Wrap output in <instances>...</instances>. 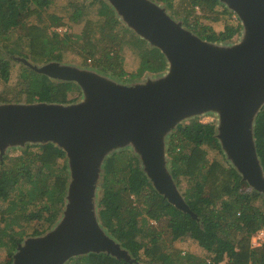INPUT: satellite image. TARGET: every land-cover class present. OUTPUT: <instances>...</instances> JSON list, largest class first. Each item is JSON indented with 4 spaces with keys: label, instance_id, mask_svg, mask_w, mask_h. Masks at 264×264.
Segmentation results:
<instances>
[{
    "label": "trees",
    "instance_id": "16d2710c",
    "mask_svg": "<svg viewBox=\"0 0 264 264\" xmlns=\"http://www.w3.org/2000/svg\"><path fill=\"white\" fill-rule=\"evenodd\" d=\"M57 1L0 0V81L10 78L12 62L20 56L42 65L64 62L73 54L83 64L90 60L93 68L124 82L146 74L158 77L167 71L164 54L123 27L105 0H65L58 11L46 14ZM152 1L172 9L174 18H180L186 29L208 42H229L242 30L238 20L235 24L227 23L221 32L199 21L197 7L203 11L202 18L213 23L232 15L219 0H190L184 13L174 10L175 0ZM219 7L221 12H217ZM23 17L35 22H22ZM79 25L80 33L69 31ZM63 26L69 27L63 34L55 30ZM16 28L22 32L17 39L10 35ZM23 39L29 40L28 52H23ZM129 51L138 58L139 68L125 80L127 72L123 66ZM20 79V90L13 97L9 92L2 93V102L66 104L76 100H70L69 94L79 93L75 84L53 83L26 65L21 66ZM214 134V125L194 119L179 125L169 141L174 178L178 185L185 181L190 186L183 195L196 219L154 190L137 159L131 160L127 152L122 156L116 154L105 165L98 215L108 235L129 251L136 262L92 253L67 264H264V245H251L252 237L264 226V194L246 190L249 186L225 161ZM254 137L264 168V107L256 119ZM205 145L216 150L222 159L211 160ZM33 147L37 151H32ZM65 158L61 149L48 144L27 146L13 162L8 157L0 160V252L5 251L8 258L0 264L13 263L11 259L27 237L28 228L34 230L31 236H41L59 220L69 180ZM132 195L138 205H134ZM187 235L200 249L212 253L210 261L196 255H181L174 244L184 241Z\"/></svg>",
    "mask_w": 264,
    "mask_h": 264
},
{
    "label": "water",
    "instance_id": "95a60500",
    "mask_svg": "<svg viewBox=\"0 0 264 264\" xmlns=\"http://www.w3.org/2000/svg\"><path fill=\"white\" fill-rule=\"evenodd\" d=\"M105 1L164 54L168 69L125 84L93 69L20 59L53 81L75 84L81 99L0 104V159L9 150L53 144L65 153L69 173L62 217L45 234L24 239L12 264H67L92 253L136 262L106 233L96 203L103 161L122 148L160 196L196 219L169 169L168 141L179 125L205 114L218 117L214 136L242 182L264 194L254 137L264 107V0H219L242 25L233 43L203 40L152 0Z\"/></svg>",
    "mask_w": 264,
    "mask_h": 264
},
{
    "label": "rangeland",
    "instance_id": "374dc122",
    "mask_svg": "<svg viewBox=\"0 0 264 264\" xmlns=\"http://www.w3.org/2000/svg\"><path fill=\"white\" fill-rule=\"evenodd\" d=\"M189 3H190V0H186V1H182V0H175L174 1V10H179L181 13H184L186 9H188L189 7ZM66 4V1L65 0H58L57 3H55V5H50L49 8L46 10V14L47 13H53V12H56L59 10L60 6L61 5H65ZM160 4V3H158ZM160 6L162 7H165L166 6L164 4H160ZM167 9V13L176 21H181L180 18H174L173 15H172V9ZM221 12L222 9L221 7L218 8V11L217 12ZM195 14L196 15H199L200 17V20L199 21H204V23L206 24H211L212 27L214 28V30L216 32H221L224 30V27L227 23H233L235 24L237 22V20L234 18V16H236L234 13H232V15L230 17H222L220 21L216 22V23H213V22H209L207 20H204L203 17V11L200 9V8H196L195 9ZM117 16V14H116ZM237 17V16H236ZM117 19L119 20V22L121 23V25L127 29H129L126 25V23L124 22V20L120 17L117 16ZM239 21V20H238ZM22 22H27L28 24L31 23V22H35L33 20H28L26 19V17H23L22 18ZM69 29L68 26H63V27H58V28H55V30L57 32H59L60 34H63L64 32H66L67 30ZM82 30V25H79V26H74L73 29H69L70 32L72 33H80V31ZM130 30V29H129ZM22 34L21 30L20 29H12L10 31V35L17 39L18 37H20ZM99 35V34H97ZM241 34H238V36L234 37L233 40H231L230 42L233 43V42H236L238 41L239 39V36ZM27 43H28V46H29V40L27 39H23L22 40V45H24L23 47V52L27 51L28 52V49H27ZM3 55V54H2ZM5 56V55H4ZM6 59H8V57L5 56ZM20 59H23V60H27L29 62L30 59L24 57V56H20L16 59V61H13L12 62V71H11V76L8 80L6 81H0V95L2 93H6V92H9L11 97H13L19 90H20V70H21V66H24L25 64L20 61ZM32 63V62H31ZM34 64V63H33ZM63 64H66V65H72V66H77L79 67L80 69H93V70H96L98 71L97 69L93 68L91 66V61L88 60V63L87 65L86 64H83V61L79 58V57H76L75 55L73 54H70L68 55V57L66 58V60L63 62ZM124 70L127 72V75L124 76V79L125 80H128L130 79L131 75L136 73L138 68H139V60L136 56H134L130 51L127 52L126 56H125V62H124V66H123ZM110 75V74H109ZM147 75V74H146ZM143 76L142 78L140 79H134L133 81H137V80H143L144 78L146 77H149V76ZM152 77V76H151ZM115 78V77H114ZM117 79V78H116ZM119 80V79H117ZM122 81V80H121ZM133 81H127V82H124L123 80V83L125 84H129ZM53 83L57 82V81H52ZM62 83V82H61ZM73 84V83H71ZM78 92L79 93H72V94H69V99L72 100V99H76L75 101H80L81 99V92L79 91L78 89ZM4 102H2L0 100V104H3ZM24 103V102H22ZM71 103V102H70ZM34 104V103H33ZM60 104H64V103H60ZM67 104V103H66ZM193 119H190V120H187L185 123L183 124H189ZM195 120H198L200 122H203L205 124H209V125H216L217 124V121H218V117L213 114V113H210V114H205V115H202V116H199V118H196ZM170 141V139H169ZM169 141H168V147H169ZM205 149L209 152V158L212 160L214 158H217L218 159H222L221 155L216 151V150H213L211 149L210 147H208L207 145H205ZM32 151H37V148L36 147H33ZM24 152V149H13V150H9L6 155L2 158L4 159L5 157H8V159H10L11 162H13L15 159H17L18 157H20L22 155V153ZM123 152H127L128 153V156L130 154V159L133 160L134 157V154L131 153L130 151L128 150H124L123 148L120 149L118 152H114L111 156H114L116 154H121ZM122 156V154H121ZM0 159V160H2ZM111 158L109 159H105L103 161L104 163V169L102 171V174H101V177H100V181H99V187H98V191H97V198H96V203H97V207H98V213L100 212V200L103 196V189H102V186L105 182V177H106V167L105 165H107V162L110 160ZM136 159V158H135ZM225 159V158H224ZM168 160L170 161V157L168 155ZM65 161H66V158H65ZM64 161V162H65ZM225 161L227 162V160L225 159ZM10 162V163H11ZM67 163V161L65 162V164ZM169 169H171V164H169ZM172 170V169H171ZM173 174V172H172ZM173 178H174V175H173ZM176 184L178 185L176 179L174 178ZM179 187V190L180 192L182 193L183 195V192L184 190H187L190 186L187 185V183L184 181V184L183 185H178ZM252 188H248L246 187V190L249 191L251 190ZM184 196V195H183ZM131 200L134 202V205H138L139 202L137 201L136 197L134 195L131 196ZM62 217V215L60 216V218ZM59 218V219H60ZM155 223V222H153ZM157 226H159L157 223L155 224ZM104 227V226H103ZM106 233L107 230L106 228H104ZM33 229L32 228H28L27 229V238L31 237V235H33ZM109 234V233H108ZM175 248L176 249H179L181 250V255L184 257L186 255H196L197 257H200V258H206L207 261H210V257L213 256L212 253H209V251H204L203 249H200V247L198 246L197 242H195L194 240L191 239V236L190 235H187L185 240L184 241H177L175 244H174ZM80 257H76L74 258V260L76 259H79ZM8 258L6 256V252L5 251H1L0 252V261H6ZM186 259V258H185ZM11 261H13V258L11 259ZM72 261V260H71ZM71 261H69L68 263H70ZM185 261V260H184ZM143 264V263H142Z\"/></svg>",
    "mask_w": 264,
    "mask_h": 264
},
{
    "label": "built area",
    "instance_id": "2783aa9c",
    "mask_svg": "<svg viewBox=\"0 0 264 264\" xmlns=\"http://www.w3.org/2000/svg\"><path fill=\"white\" fill-rule=\"evenodd\" d=\"M237 20V17L234 16ZM264 245V226H262L252 237V246L253 247H261Z\"/></svg>",
    "mask_w": 264,
    "mask_h": 264
},
{
    "label": "crops",
    "instance_id": "0c3cea01",
    "mask_svg": "<svg viewBox=\"0 0 264 264\" xmlns=\"http://www.w3.org/2000/svg\"><path fill=\"white\" fill-rule=\"evenodd\" d=\"M259 229H260V228H259ZM259 229H258V230H259ZM251 245H252V240H251ZM252 247H253V246H252Z\"/></svg>",
    "mask_w": 264,
    "mask_h": 264
},
{
    "label": "clouds",
    "instance_id": "9594fccd",
    "mask_svg": "<svg viewBox=\"0 0 264 264\" xmlns=\"http://www.w3.org/2000/svg\"><path fill=\"white\" fill-rule=\"evenodd\" d=\"M237 20H238V18H237ZM199 118V117H198ZM172 137V136H171ZM171 139V138H170ZM250 188V187H249ZM252 190V189H251Z\"/></svg>",
    "mask_w": 264,
    "mask_h": 264
}]
</instances>
